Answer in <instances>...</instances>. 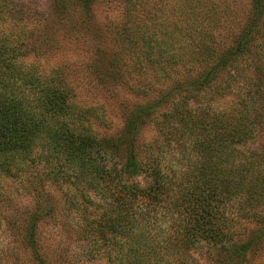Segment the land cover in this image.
Instances as JSON below:
<instances>
[{
  "label": "trees",
  "instance_id": "trees-1",
  "mask_svg": "<svg viewBox=\"0 0 264 264\" xmlns=\"http://www.w3.org/2000/svg\"><path fill=\"white\" fill-rule=\"evenodd\" d=\"M80 2L90 9L93 0ZM10 3L0 0V21L14 12ZM176 4L189 11L126 0L116 37L127 72H139L132 88L147 95L156 82L182 75L157 102L128 113L117 141L69 125L72 88L59 70L23 59L37 48L24 44L22 32L0 31V173L28 175L39 197L45 178L60 182L68 209L84 214L81 238L109 264H264L256 259L264 251V142L241 147L264 118V22L221 53L212 34L221 21L216 6ZM145 122L159 128L156 147L138 142ZM32 224L27 242L42 261Z\"/></svg>",
  "mask_w": 264,
  "mask_h": 264
},
{
  "label": "rangeland",
  "instance_id": "rangeland-1",
  "mask_svg": "<svg viewBox=\"0 0 264 264\" xmlns=\"http://www.w3.org/2000/svg\"><path fill=\"white\" fill-rule=\"evenodd\" d=\"M7 1H14L9 7L15 10L0 21V31L7 34L22 32L24 44L37 48L23 59L38 60L46 69L59 70L73 95L74 111L65 119L80 132L116 141L121 139L126 134L128 113L148 100L155 102L160 98V89H171L178 75H182L176 72L167 84L156 82L147 95L132 88L139 84V72H127L130 67L126 69L124 62L129 59H124L127 54L119 47L116 37V25L120 26L126 17V0H93L90 9H83L81 0ZM184 1L150 0V3L155 9L183 15L186 6L177 12L175 5ZM260 2L264 4V0ZM205 4L216 6L221 14V21L212 28L214 45L221 53L231 49L235 40L254 22H260V25L264 22V16L257 12L263 6L258 9L257 0H205ZM252 35L255 37L256 32ZM223 101L221 99L218 105ZM138 142L156 147L163 142L159 128L145 122L138 133ZM263 142L264 118L257 137L241 147L260 149ZM39 150L38 147L36 152ZM123 157L121 148L118 159L123 160ZM26 164L31 174L38 171L27 160ZM44 181L46 184L39 197L38 191L30 186L28 175L14 178L0 173V264H109L103 251L93 253V244L81 238L84 214L68 209L60 182L47 178ZM35 215L39 219H34ZM33 222L42 261L35 259L32 244L27 242ZM242 222L245 229L247 222L244 219ZM258 257L264 259L263 249L256 259ZM200 264L213 262L202 259Z\"/></svg>",
  "mask_w": 264,
  "mask_h": 264
}]
</instances>
